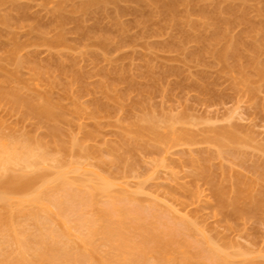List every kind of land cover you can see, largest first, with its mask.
<instances>
[{
    "label": "rangeland",
    "instance_id": "obj_1",
    "mask_svg": "<svg viewBox=\"0 0 264 264\" xmlns=\"http://www.w3.org/2000/svg\"><path fill=\"white\" fill-rule=\"evenodd\" d=\"M103 1L0 0V143L45 152L46 164L23 174L36 191L39 176L54 179L57 163L77 164L68 181L107 187L108 195L96 191L97 205L117 196L130 206L154 207L170 222L188 224L234 264L264 263V210L257 208L264 199V79L255 78L246 59L249 83L234 68L225 71L216 56L200 55L203 43L193 38L212 37L218 25L199 11L207 7L212 19L214 1L177 0V25L148 0ZM243 3L254 27L226 25L228 39L207 46L221 49L242 36L246 44L262 40L264 0L226 1L221 9ZM258 59L264 62V54ZM37 107H51L60 118L46 119ZM242 191L247 195L236 206ZM18 194L13 205L30 196ZM5 206L0 202V216ZM17 208L15 228L38 235L33 208ZM47 213L82 246L54 205Z\"/></svg>",
    "mask_w": 264,
    "mask_h": 264
},
{
    "label": "bare ground",
    "instance_id": "obj_2",
    "mask_svg": "<svg viewBox=\"0 0 264 264\" xmlns=\"http://www.w3.org/2000/svg\"><path fill=\"white\" fill-rule=\"evenodd\" d=\"M119 1L104 0L102 5L109 2L119 3ZM138 1L141 2L142 0ZM145 1H142V3H145ZM148 1L150 4L156 5L157 9L159 8L161 15L169 23L172 22L174 24L175 22V25H177V23L181 22L180 20L176 23V12L179 6L177 4L179 1ZM205 1H214L216 5L218 3L220 6L217 5L219 9L214 5L216 9L213 11L214 17L212 16V19L210 16L212 13H208L207 7L205 8L206 10L203 8L204 10L199 11L201 13L200 16L204 19L206 18L205 20L210 19L208 21L213 20L214 23L216 22L218 31L209 38L205 34L193 38L197 43L199 42V45L203 43L199 48L201 49L199 51V53L201 52L200 55L203 57V53H210L214 57L216 56L225 71L232 73L234 68V72L241 76L243 82L249 83L252 77L247 74V68L244 67L245 64H242L246 59L245 61H248L247 66L253 70L255 78L264 79V62L258 59L264 54V33L262 40H255L249 44H246L243 40L245 37L242 36L240 41H230L229 44L221 49L216 50L212 45L213 49L209 46L212 42L217 44L219 39L221 41L222 36H224V39L227 38L226 25L231 27V25L236 26L239 23L238 25L248 26L251 22V18L249 19V7L243 3L244 5L237 7H241L239 10L237 8L234 9L236 6L233 7L231 5L221 9V3L232 0ZM190 2L183 3L189 4ZM83 6L84 11H87L88 8L90 9V4H84ZM254 24L250 25L253 26ZM219 26L226 27V30L222 27L220 29ZM199 28L196 27V29ZM254 31L251 32L256 33L255 29ZM250 35L248 34V36ZM189 36H187V39ZM190 38L192 37H189V40ZM59 40L47 43L52 46L62 42V38ZM206 41L211 43L207 46L205 44L207 43ZM18 49V47L14 49L13 53L15 54ZM246 54L252 56H246ZM241 60L243 61L241 62ZM77 110L78 113L83 112L79 106H77ZM35 112L46 119L56 120L60 118L51 107H37ZM158 136L159 134L156 138ZM159 139L161 138L159 137ZM47 160L45 152L38 151L28 143L19 141H9L7 144L0 143V202L6 205L5 207L8 210H11L5 211L6 208L4 207L5 213L0 216V264H234L231 259L232 256L220 251L203 237L196 235L188 224L183 222L172 223L164 215L159 214L154 207L147 209L140 206H130L126 204L124 199L117 196H110L104 204L97 205L95 201L96 191L103 195H108L107 187L87 188L86 186L85 188L82 183L72 184L71 181H68V174L79 169L77 164L64 165L60 163L59 165L57 163L58 167L56 169L58 171L55 173V180L52 179L53 181L46 179L45 175L36 176L35 178L38 177V182L42 185L36 191L33 187H36L37 184L33 185V181H26L23 174L33 170V166L34 169L37 168V164L38 167L42 166V163L46 164ZM67 166L70 169L68 172L64 169ZM16 168L19 172L18 170L15 171ZM15 173H17L18 177L14 175ZM19 176L23 178L21 177V179ZM35 178H32V180H35ZM30 191L34 192L31 194ZM18 193L30 196L28 199L19 201L18 205H13L11 202L12 197ZM244 193L243 191L239 192V196L234 200V205L236 204L237 206L244 199L243 197L247 195ZM218 195L220 201L225 202V194L219 193ZM262 200L259 203L257 202L258 207L255 204L254 208L256 210L252 209L254 212L257 211V208L264 210V199ZM24 205H28L30 209L33 208V213L30 215L39 222L40 232L36 236L24 235L22 231L15 228V224L13 225L16 215L15 213L12 215L14 207L17 206L18 208L15 212H18L19 209L20 213L21 209L22 211L24 210L22 208ZM49 205H54L57 208L62 225L66 229L71 228L77 233L76 238L81 241L82 246L79 247L70 240L67 230L63 228L57 229L53 225V221L47 213ZM242 212L247 215L249 210H243ZM40 216H42L43 220H40ZM2 250L3 253H1ZM261 264L264 263L262 262Z\"/></svg>",
    "mask_w": 264,
    "mask_h": 264
}]
</instances>
